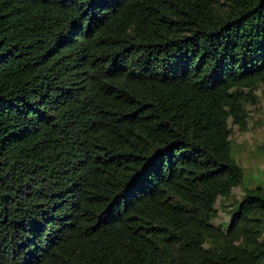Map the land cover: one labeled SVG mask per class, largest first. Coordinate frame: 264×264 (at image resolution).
Segmentation results:
<instances>
[{
  "label": "trees",
  "instance_id": "16d2710c",
  "mask_svg": "<svg viewBox=\"0 0 264 264\" xmlns=\"http://www.w3.org/2000/svg\"><path fill=\"white\" fill-rule=\"evenodd\" d=\"M259 91L264 0H0V264H264Z\"/></svg>",
  "mask_w": 264,
  "mask_h": 264
},
{
  "label": "rangeland",
  "instance_id": "374dc122",
  "mask_svg": "<svg viewBox=\"0 0 264 264\" xmlns=\"http://www.w3.org/2000/svg\"><path fill=\"white\" fill-rule=\"evenodd\" d=\"M257 101L249 106L248 123L246 128L234 126L233 139L236 143V154L245 167L246 177L251 186L261 184L264 187V96L257 92ZM237 199L243 196L242 190L234 189ZM219 200L218 223L229 221L230 216L226 207ZM228 202V200H226Z\"/></svg>",
  "mask_w": 264,
  "mask_h": 264
}]
</instances>
